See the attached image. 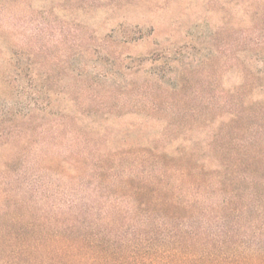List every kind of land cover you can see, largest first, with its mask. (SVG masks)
<instances>
[{"label":"rangeland","instance_id":"1","mask_svg":"<svg viewBox=\"0 0 264 264\" xmlns=\"http://www.w3.org/2000/svg\"><path fill=\"white\" fill-rule=\"evenodd\" d=\"M153 251L264 264V0H0V264Z\"/></svg>","mask_w":264,"mask_h":264},{"label":"trees","instance_id":"2","mask_svg":"<svg viewBox=\"0 0 264 264\" xmlns=\"http://www.w3.org/2000/svg\"><path fill=\"white\" fill-rule=\"evenodd\" d=\"M142 194H144L146 196V192H143ZM139 204H145V201H139L138 200V208H137V210L138 209H141L140 206H139ZM133 211H134V209H133ZM131 229H136V228H132L131 227ZM128 232L129 231L127 230L125 233H128ZM173 257H175V255L174 254H171L170 255L169 252H157V251H153L152 255H150V256L148 255V257H147L148 259L147 260H149L148 264H161L162 262L167 263L168 260H171ZM186 259L189 260L190 258L186 257Z\"/></svg>","mask_w":264,"mask_h":264}]
</instances>
